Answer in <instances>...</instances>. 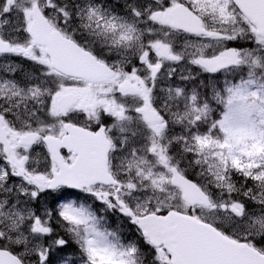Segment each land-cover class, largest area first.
<instances>
[{
  "label": "snow or ice",
  "instance_id": "obj_1",
  "mask_svg": "<svg viewBox=\"0 0 264 264\" xmlns=\"http://www.w3.org/2000/svg\"><path fill=\"white\" fill-rule=\"evenodd\" d=\"M0 264H264V0H0Z\"/></svg>",
  "mask_w": 264,
  "mask_h": 264
},
{
  "label": "flooded vegetation",
  "instance_id": "obj_2",
  "mask_svg": "<svg viewBox=\"0 0 264 264\" xmlns=\"http://www.w3.org/2000/svg\"><path fill=\"white\" fill-rule=\"evenodd\" d=\"M75 199H76V197H75ZM82 202H84L83 200H81ZM91 201V200H90Z\"/></svg>",
  "mask_w": 264,
  "mask_h": 264
}]
</instances>
